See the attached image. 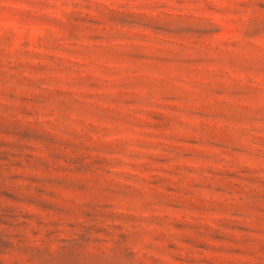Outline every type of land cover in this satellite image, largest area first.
<instances>
[{
	"label": "rangeland",
	"instance_id": "374dc122",
	"mask_svg": "<svg viewBox=\"0 0 264 264\" xmlns=\"http://www.w3.org/2000/svg\"><path fill=\"white\" fill-rule=\"evenodd\" d=\"M0 264H264V0H0Z\"/></svg>",
	"mask_w": 264,
	"mask_h": 264
}]
</instances>
